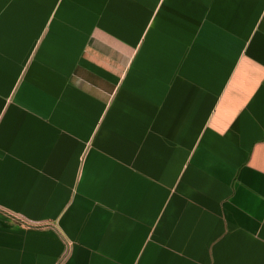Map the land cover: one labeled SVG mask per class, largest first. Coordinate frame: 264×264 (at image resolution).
Returning a JSON list of instances; mask_svg holds the SVG:
<instances>
[{
	"label": "crops",
	"instance_id": "1",
	"mask_svg": "<svg viewBox=\"0 0 264 264\" xmlns=\"http://www.w3.org/2000/svg\"><path fill=\"white\" fill-rule=\"evenodd\" d=\"M0 264H264V0H0Z\"/></svg>",
	"mask_w": 264,
	"mask_h": 264
}]
</instances>
